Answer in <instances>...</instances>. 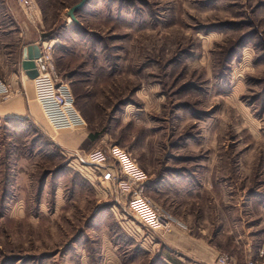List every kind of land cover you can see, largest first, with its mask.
Listing matches in <instances>:
<instances>
[{"label": "rangeland", "instance_id": "obj_1", "mask_svg": "<svg viewBox=\"0 0 264 264\" xmlns=\"http://www.w3.org/2000/svg\"><path fill=\"white\" fill-rule=\"evenodd\" d=\"M33 1L40 44L87 126L53 129L27 78L31 109L0 116V264H189L166 241L175 229L253 258L264 247V0H88L77 21L81 0ZM9 5L24 14L0 0V30L16 25ZM107 170L116 179L103 181Z\"/></svg>", "mask_w": 264, "mask_h": 264}, {"label": "crops", "instance_id": "obj_2", "mask_svg": "<svg viewBox=\"0 0 264 264\" xmlns=\"http://www.w3.org/2000/svg\"><path fill=\"white\" fill-rule=\"evenodd\" d=\"M9 10L12 13L11 17L16 21V25L13 28L14 30H0V80L10 86L13 91L10 97L0 105V116L17 115L21 112H26L27 109H31V104L29 102L27 103L24 97L23 89H25L26 78L33 83L34 79L29 78L23 69L24 52L29 45L33 44H38L41 50L40 34L42 26L39 23L38 14L36 21L31 22L22 11L16 10L14 6L9 5ZM26 96L28 98L27 92ZM86 126L87 121L85 120L84 125L74 129H84ZM58 140L60 141L59 138ZM166 241L173 245V250L179 255H183L185 258H191L192 260L189 264H217L216 259L220 253L217 244H208V240L207 242H202L201 240L194 238L193 236H187L184 232L177 231L176 229L175 232L167 237ZM245 247L246 246L242 245L233 246L232 255L234 257H232L234 260L238 262H244L247 260L248 250L245 249ZM261 250H264V247L258 248L255 254L253 251L251 253L252 256L255 255V258L264 261V256L260 258ZM172 260L175 264H185L181 258H178V261L174 259Z\"/></svg>", "mask_w": 264, "mask_h": 264}, {"label": "built area", "instance_id": "obj_3", "mask_svg": "<svg viewBox=\"0 0 264 264\" xmlns=\"http://www.w3.org/2000/svg\"><path fill=\"white\" fill-rule=\"evenodd\" d=\"M23 8L24 14L31 21L35 22L38 14V7L33 0H19ZM35 69L38 75L33 78L35 80L33 91L35 100L38 102L44 117L55 130L74 129L85 124V119L76 105L75 94L68 82H64L57 73L56 64L54 62L52 44L42 41L40 56L34 59ZM12 89L5 82L0 80V101H6ZM81 123V124H79ZM77 159L82 163L86 159L77 154ZM116 179L115 173L107 170L102 175V180L112 181ZM142 195V190L139 193ZM147 205L155 210L154 221L164 229H170L173 222L169 217L155 208L152 201L143 196ZM264 256V250L260 252V258ZM217 264H264L259 258H249L244 262H238L226 253L219 254L216 259Z\"/></svg>", "mask_w": 264, "mask_h": 264}, {"label": "water", "instance_id": "obj_4", "mask_svg": "<svg viewBox=\"0 0 264 264\" xmlns=\"http://www.w3.org/2000/svg\"><path fill=\"white\" fill-rule=\"evenodd\" d=\"M87 1L88 0H81L79 3L75 4L70 9L71 18L77 21L76 12L80 11L84 7ZM39 56H40V46L38 44L29 45L26 51L24 52L23 69L25 70L29 78L33 79L38 75V72L35 69L34 59L38 58Z\"/></svg>", "mask_w": 264, "mask_h": 264}]
</instances>
